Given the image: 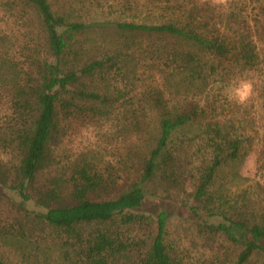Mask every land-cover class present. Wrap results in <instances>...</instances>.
<instances>
[{
    "label": "trees",
    "instance_id": "obj_1",
    "mask_svg": "<svg viewBox=\"0 0 264 264\" xmlns=\"http://www.w3.org/2000/svg\"><path fill=\"white\" fill-rule=\"evenodd\" d=\"M61 1L0 0V240L57 264H264V185L230 186L248 148L264 168V0ZM236 76L242 104L214 89ZM102 123L136 142L118 167L57 161L63 131Z\"/></svg>",
    "mask_w": 264,
    "mask_h": 264
},
{
    "label": "rangeland",
    "instance_id": "obj_2",
    "mask_svg": "<svg viewBox=\"0 0 264 264\" xmlns=\"http://www.w3.org/2000/svg\"><path fill=\"white\" fill-rule=\"evenodd\" d=\"M206 1L216 4H224L227 2V0ZM49 3L52 4L53 9H56L63 1L49 0ZM110 3H112V1H110ZM102 4L107 10L109 3L102 0ZM117 9L118 7L116 10ZM149 10L150 7L144 6L139 11L145 13ZM149 17H153L149 18L150 21L156 22L155 12L150 14ZM14 26H18L14 20L6 21L0 14V30H6V28ZM256 81L258 80L256 79ZM245 83L251 85V93L247 98L248 100L249 98H253L252 84L246 76H236L226 83H215L214 89L221 97H227L231 102L242 104L237 101L235 93L236 89ZM0 98L2 99V96H0ZM1 99L0 119L3 118L5 113L4 107L1 105ZM253 113L256 114L257 119L264 116L263 112L261 113L259 110ZM100 126L102 127L98 128L96 126L90 127L87 125L83 126L82 124H74L71 128L63 131L56 140L55 156L57 161L65 165L89 163L100 169L107 163L114 165L115 168L118 167L120 161L118 155L124 154L129 147L133 150L136 142L132 143L123 139L116 140L114 135L115 128H111L112 125H103L102 123ZM196 131V129L191 128L189 130H183V133H186L188 136H193L196 134ZM250 149L248 148V154L238 163V173L230 184L234 191H239L241 189L252 191L255 190L254 186L256 184L264 185V168L261 164L256 162L258 157L256 145L250 147ZM251 196L254 197L256 195ZM178 223L181 224L177 219H174L168 225L169 239H178V235H181V242L184 246H188L193 234L185 224H181L180 226ZM185 229H188L186 233L184 232ZM59 254L57 248L51 244L44 246L42 242L39 244L32 242L31 244H22L18 246L17 244L8 245L5 241L0 240V256L6 264H57L60 259Z\"/></svg>",
    "mask_w": 264,
    "mask_h": 264
},
{
    "label": "clouds",
    "instance_id": "obj_3",
    "mask_svg": "<svg viewBox=\"0 0 264 264\" xmlns=\"http://www.w3.org/2000/svg\"><path fill=\"white\" fill-rule=\"evenodd\" d=\"M251 93V85L250 84H243L242 86L236 89V99L238 102L243 103L247 100L248 96Z\"/></svg>",
    "mask_w": 264,
    "mask_h": 264
}]
</instances>
